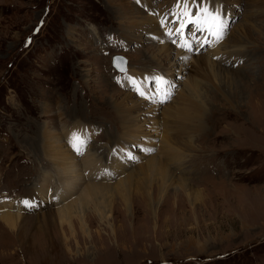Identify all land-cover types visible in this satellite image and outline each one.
Returning a JSON list of instances; mask_svg holds the SVG:
<instances>
[{
    "label": "rangeland",
    "instance_id": "374dc122",
    "mask_svg": "<svg viewBox=\"0 0 264 264\" xmlns=\"http://www.w3.org/2000/svg\"><path fill=\"white\" fill-rule=\"evenodd\" d=\"M212 3L230 17L226 36L193 54L158 23L170 0H0V215L11 200L24 208L11 206L14 230L0 220V264H264V0ZM233 50L243 59L220 60ZM160 74L167 103L128 83ZM43 132L64 142L56 161ZM74 134L90 136L82 155ZM63 157L82 171L68 191ZM89 161L108 188L84 227L56 209L85 189ZM95 208L112 212L100 221Z\"/></svg>",
    "mask_w": 264,
    "mask_h": 264
},
{
    "label": "snow or ice",
    "instance_id": "6c2138e0",
    "mask_svg": "<svg viewBox=\"0 0 264 264\" xmlns=\"http://www.w3.org/2000/svg\"><path fill=\"white\" fill-rule=\"evenodd\" d=\"M140 0H138V3ZM181 5H187L184 12L179 15L170 14L167 20H161V27L167 28L169 24L172 27L165 32V35L173 44H179L182 50L198 54V49L203 46H210L209 41L215 39L217 42L221 39L225 31V20H230L228 13L223 6L215 7L212 0H178ZM187 9H191L190 11ZM183 39V43L179 41ZM118 63L115 64L121 74L125 73V69L120 67L122 58H116ZM141 80L143 82H141ZM120 83V81H117ZM128 83L136 90L137 94L146 100L167 103L168 93L167 88L172 87V82L163 75L154 77H144L140 80L132 78ZM148 84L149 87H144ZM157 97H160L157 100ZM90 143V136L87 134H74L73 148L78 154L81 152V147L86 148ZM129 159H135V156H129ZM32 201L25 200L26 207L33 206ZM38 206V203L36 204Z\"/></svg>",
    "mask_w": 264,
    "mask_h": 264
},
{
    "label": "bare ground",
    "instance_id": "6f19581e",
    "mask_svg": "<svg viewBox=\"0 0 264 264\" xmlns=\"http://www.w3.org/2000/svg\"><path fill=\"white\" fill-rule=\"evenodd\" d=\"M167 2H166V4H167ZM172 2H174V0H170V3H172ZM161 5L165 6L164 4H161ZM232 55L241 56L242 59H243V55H242L241 52H239L238 50H233V51L227 52V55L225 57H222L220 60L223 59V61H226L227 63H229V57H231ZM235 60H237L239 62V60L237 58ZM233 61H232V63L234 64ZM136 113H137L138 116L144 114L141 107L137 108ZM135 115L133 117H135ZM55 132L56 131H54V133ZM43 134H44V154L46 156H48L53 161L58 160L59 156H60V153L65 154V150H63V146H65V145H63L64 142L61 144L62 140L58 138V135H54V134H48L47 135L45 132H43ZM68 135H70V134H68ZM69 145H70V140L68 141V146ZM60 160H63V161H58V162L54 163L55 166H56L57 172H58L57 173L58 180L57 179H55V180H57L58 185L60 184L61 187H63L64 185L67 186L68 187L67 191H68L71 187L74 188L76 186V184H77V181L74 180V176L71 177V175H75V177H80V174H81L80 172H82V171L79 172V170L76 168V165H71L70 163H65L66 162L65 157L61 158ZM77 161L78 160H75V164H76ZM93 163H94L93 161H89V162H87L86 164L83 165L82 169H88L89 168L88 172H91L93 174H92V178L90 180H88V179L84 180V183L87 182V181H89V182H87V185H86L85 189L81 192V194H79V196L74 199V202L71 203L73 205H70V206H67V207H64V208L56 209V210H59L58 213H59L61 219H64L65 217L70 216L74 212H77V215H79V218L81 219L84 227H86V225L84 224L85 223L84 222V216H85L84 215V213H85L84 206L95 205V204L98 205L97 202H98L99 193L103 189L108 188V186L101 185L100 183L94 182L95 180H97L99 178V176H97L98 173L94 171V168H96L97 165L93 166ZM91 166H93V167H91ZM32 172H33V168H32ZM42 176L44 178L43 182H45V184L47 182L49 183L51 181V175H48L47 172L43 173ZM45 184H44V186H41L40 188L43 189V190L47 189ZM117 188H118V190L119 189H124V188H126V184L124 182H121L120 185ZM124 200L127 202L128 201L127 197H124ZM103 202H105V201H103ZM74 205L77 206V209H79V211H77V210L74 211L73 210V206ZM7 206L9 208H7L5 206V209H6L7 212H10V213H5L4 215H0V220L2 222V225L5 226V228L14 230L17 227L18 222H20L22 220V216L19 215L20 213L18 215H17V213L16 214H11V210H13V209H11L12 205L7 204ZM99 207H100V204H99ZM96 209L97 208H95V210ZM96 212L98 213V216H99L98 218L100 219V221H104V220H107L109 218V216L111 215L112 210L111 209H108V210L104 209L103 211H100V210L97 209Z\"/></svg>",
    "mask_w": 264,
    "mask_h": 264
},
{
    "label": "water",
    "instance_id": "95a60500",
    "mask_svg": "<svg viewBox=\"0 0 264 264\" xmlns=\"http://www.w3.org/2000/svg\"><path fill=\"white\" fill-rule=\"evenodd\" d=\"M122 58V63H120V67H122V68H124L125 69V59L123 58V56H121V55H118V54H115V55H113L112 56V63H113V65L115 66V64L116 63H118L117 61H116V58Z\"/></svg>",
    "mask_w": 264,
    "mask_h": 264
}]
</instances>
